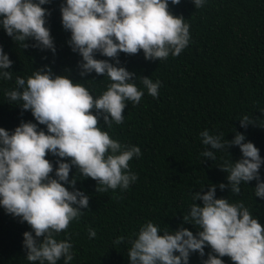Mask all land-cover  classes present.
<instances>
[{"label":"clouds","instance_id":"clouds-1","mask_svg":"<svg viewBox=\"0 0 264 264\" xmlns=\"http://www.w3.org/2000/svg\"><path fill=\"white\" fill-rule=\"evenodd\" d=\"M180 2L171 0L172 5ZM204 2L193 0L195 8L203 7ZM49 3L51 0H0V25L23 48L31 38L33 47L55 54L46 24L51 13L42 7ZM60 12L62 26L71 34L68 44L82 57L81 76L95 72L107 76L110 83L94 97L82 83L54 74L45 65L27 79L17 76L15 88L6 91L9 101L30 111L36 121H21L11 132L0 127V206L30 226L31 231L23 233V246L26 259L33 264H57L61 258L69 264L73 260L69 240L56 238L89 207L88 195L75 188L77 176L69 179L73 166L81 178L96 181L98 193L126 190L138 178L129 162L141 155V149L113 139L100 123L102 118L107 128L113 122L121 124L126 102L139 104L144 95L135 83V73L120 65L119 54L136 55L142 50L146 60H165L169 55L179 56L190 41V25L169 10V0H65ZM97 53L110 59H97ZM12 64L0 46V79H13ZM139 79L149 95L158 96L159 80ZM239 120L243 128L253 123L247 115ZM38 125L46 126L47 131ZM200 136L207 146L201 153L204 158L213 161L215 150L234 145L242 153L241 159L226 160L219 166L228 181L218 185L221 190L230 188L239 194L242 182L256 180L255 196L264 198L259 171L264 159L253 142H245L240 132L232 140L207 129ZM49 153L58 158L55 167L47 158ZM216 188L209 184L207 191L192 195L194 203L183 221L198 229L195 234L182 226L161 230L152 221L142 225L130 239V264H189L190 255L204 257L206 247L211 251L202 264H225L222 257L230 258L232 264H264V225L242 201L217 198ZM89 236L94 238L96 231L90 228ZM123 241L121 236L115 243Z\"/></svg>","mask_w":264,"mask_h":264},{"label":"trees","instance_id":"trees-1","mask_svg":"<svg viewBox=\"0 0 264 264\" xmlns=\"http://www.w3.org/2000/svg\"><path fill=\"white\" fill-rule=\"evenodd\" d=\"M64 2L51 0L42 6L51 13L46 24L55 54L33 47L31 38L26 40L28 47L23 48L0 25V46L13 61V79H0V127L10 132L21 121L36 122L30 111H23L6 95V91L15 88L17 76L27 79L34 70L47 65L54 74L68 75L74 82L82 83L94 97H99L110 83L107 76L95 72L81 76L82 57L72 51L68 44L71 34L61 23L60 6ZM169 10L182 15L190 25L187 47L179 56L169 55L159 61L146 60L142 50L136 55L120 53V65L135 73V83L144 95L139 104L126 102L121 124L113 122L107 128L100 120L102 129L113 139L141 149V155L129 162L137 180L126 190L98 193L95 180L81 178L75 166L70 171L69 179L77 176L75 188L88 195L89 207L82 209L83 214L70 223L67 232L56 237L72 244L73 260L69 264H130V239L148 221L160 225L161 230L182 226L195 234L198 229L185 223L183 215L194 203L193 193L207 191L209 184L217 185V198L242 201L264 225V198L255 196L256 180L242 182L239 194L218 186L221 182L228 184L227 173L219 166L226 160L241 159L239 147L215 150L216 159L212 161L201 155L207 146L200 136L205 129L210 134H223L227 140H232L237 132L243 133L245 142H253L264 159V0H205L200 8H195L193 0H181L178 5L169 0ZM96 58L110 59L99 53ZM143 76L161 82L157 97L147 93L139 79ZM244 115L253 121L247 128L240 125L239 119ZM38 127L47 131L44 125ZM47 158L55 167L58 158L51 153ZM259 171L264 180V163ZM65 186L71 190V186ZM90 228L96 231L94 238L89 236ZM25 231H31L27 222L0 206V264H33L26 259ZM121 236L124 241L116 244ZM209 251L206 247L204 257L192 253L189 264H202ZM222 259L225 264H232L230 258ZM57 264H64V259Z\"/></svg>","mask_w":264,"mask_h":264}]
</instances>
